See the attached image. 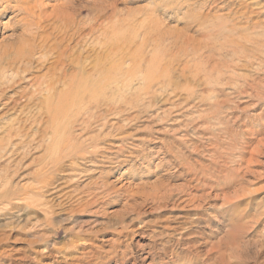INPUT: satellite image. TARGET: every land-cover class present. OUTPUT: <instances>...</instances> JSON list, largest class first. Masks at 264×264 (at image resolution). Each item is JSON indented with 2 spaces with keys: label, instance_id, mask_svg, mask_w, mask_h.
<instances>
[{
  "label": "rangeland",
  "instance_id": "1",
  "mask_svg": "<svg viewBox=\"0 0 264 264\" xmlns=\"http://www.w3.org/2000/svg\"><path fill=\"white\" fill-rule=\"evenodd\" d=\"M69 21L84 49L116 32L136 33L134 50L157 28L143 53L167 77L85 129L82 140L100 141L74 166L64 158L47 187L31 179L43 148H27L11 181L21 198L0 203V264H264V0H0V64L17 42L42 45ZM15 114L5 108L0 121ZM65 128L57 138L81 143L79 124Z\"/></svg>",
  "mask_w": 264,
  "mask_h": 264
},
{
  "label": "bare ground",
  "instance_id": "2",
  "mask_svg": "<svg viewBox=\"0 0 264 264\" xmlns=\"http://www.w3.org/2000/svg\"><path fill=\"white\" fill-rule=\"evenodd\" d=\"M3 8L9 10V4H5ZM150 21L148 15L137 21V25L144 26ZM117 25L120 29L125 27L122 30L130 28L128 22H118ZM73 26L74 21H69L62 28L64 35L53 33L52 36L50 33L42 39V45H39L40 40L37 41L36 38L31 42H25L31 38L17 42L20 46L16 48V57L12 61L0 64V111L8 108L16 113L7 120L0 121V203L9 202L12 198H21L20 193L11 189L13 187L11 181L16 177L21 159L25 157L28 147L37 144L44 150V156L38 161L39 167L31 179L42 187H47L49 184L47 177L53 178V170L63 167L64 158L70 159V165L74 166L75 158H84L79 154L83 149L96 146L100 141L94 136H91L89 141L87 139V143L82 140V132L85 129L98 120H104L103 125H107L111 118L108 116L118 107L129 104L127 99L132 94L151 92L153 94L151 97L156 95L157 90H152L155 82L159 81L158 78L167 77V70L163 69L160 73L161 70L152 69L153 65L155 66L154 56L146 60L143 53V45L148 37H153V40L156 36L158 38L157 28L145 30L141 42L134 46V50L132 44L137 41L136 33L129 37L122 35L123 37L117 38L116 32L113 37H105L106 41L103 40L100 47L97 45L99 42L93 40L95 46H87L90 48L84 49L81 44L80 27L67 33ZM94 29L91 26L89 34L92 35ZM159 35L161 36V33ZM49 57L52 61L47 66ZM111 58L116 60L113 61ZM129 59L133 60V66L125 70L121 65ZM36 60L43 61L45 71L27 78L30 81L28 87H21L22 89L5 97L4 92L13 87L18 80L25 79L24 74L31 70ZM209 77L205 76L204 80L220 81L218 77L215 79ZM129 78L138 80L142 87L130 92ZM168 85L169 82L164 79L160 87L165 89ZM2 99L5 100L1 103ZM76 123L81 128L79 133L81 143L73 142L68 136L57 138L60 131H68L66 126ZM51 152L52 158L47 160V154ZM22 193L26 198L30 197L27 196L26 190ZM64 195L66 196V193L59 197Z\"/></svg>",
  "mask_w": 264,
  "mask_h": 264
}]
</instances>
